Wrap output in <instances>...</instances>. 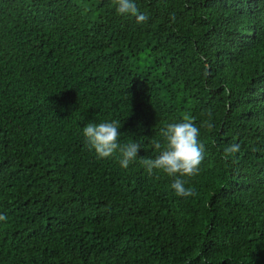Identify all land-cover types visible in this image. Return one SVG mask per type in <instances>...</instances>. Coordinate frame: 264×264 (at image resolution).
Segmentation results:
<instances>
[{
  "label": "trees",
  "instance_id": "16d2710c",
  "mask_svg": "<svg viewBox=\"0 0 264 264\" xmlns=\"http://www.w3.org/2000/svg\"><path fill=\"white\" fill-rule=\"evenodd\" d=\"M134 2L0 0V264H264V0ZM185 116L189 197L139 162ZM112 120L127 168L83 133Z\"/></svg>",
  "mask_w": 264,
  "mask_h": 264
},
{
  "label": "clouds",
  "instance_id": "9594fccd",
  "mask_svg": "<svg viewBox=\"0 0 264 264\" xmlns=\"http://www.w3.org/2000/svg\"><path fill=\"white\" fill-rule=\"evenodd\" d=\"M118 14H130L136 16L137 22H144L148 19L146 14L139 13L134 0H115ZM211 114L209 113V116ZM204 126L209 130L213 127L210 122H204ZM120 122L88 123L83 128L91 148L95 150L98 157L107 158L119 151L121 154L120 165L127 168L130 162L138 157L141 145L138 142L119 143ZM163 144L159 140H154L153 144L159 151L155 158L141 157L140 163L145 166L151 175L154 169L162 170L168 176L174 177L171 187L178 196H195V189L185 187L187 183L182 177L195 176L199 174L200 164L204 159L205 146L199 140L200 129L187 117L183 122L170 123L160 129ZM240 149L239 144H231L224 148V155H234ZM0 220H6V216L0 214Z\"/></svg>",
  "mask_w": 264,
  "mask_h": 264
},
{
  "label": "rangeland",
  "instance_id": "374dc122",
  "mask_svg": "<svg viewBox=\"0 0 264 264\" xmlns=\"http://www.w3.org/2000/svg\"><path fill=\"white\" fill-rule=\"evenodd\" d=\"M138 64L144 69L146 67H150L151 59L145 53H141L138 59Z\"/></svg>",
  "mask_w": 264,
  "mask_h": 264
}]
</instances>
